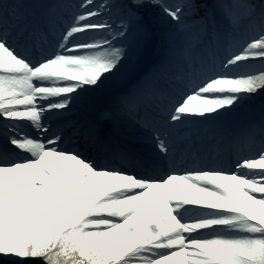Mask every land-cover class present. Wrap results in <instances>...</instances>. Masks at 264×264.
I'll return each mask as SVG.
<instances>
[{
    "label": "snow or ice",
    "instance_id": "snow-or-ice-1",
    "mask_svg": "<svg viewBox=\"0 0 264 264\" xmlns=\"http://www.w3.org/2000/svg\"><path fill=\"white\" fill-rule=\"evenodd\" d=\"M261 93L264 0H0V264H264Z\"/></svg>",
    "mask_w": 264,
    "mask_h": 264
},
{
    "label": "rangeland",
    "instance_id": "rangeland-1",
    "mask_svg": "<svg viewBox=\"0 0 264 264\" xmlns=\"http://www.w3.org/2000/svg\"><path fill=\"white\" fill-rule=\"evenodd\" d=\"M171 2V0H169ZM102 19H106L107 17H101ZM170 25H161L159 26L160 36L156 39L152 40L147 48L143 45L139 47H133L129 50L128 58L124 61V66L121 71L116 74V76L111 77L109 79V91L105 93L103 96L96 98L93 106L85 112L82 109L75 108L72 113L69 114L70 119L72 120H83V119H94L97 116L102 115V113L108 107L110 102V98L113 94H115L117 87H124L129 84L140 72L142 66L149 61L155 62L159 58V53L162 48V43L166 40L167 31ZM248 34V33H247ZM242 36V39L246 38V35ZM252 34V33H250ZM249 34V35H250ZM156 42V44L154 43ZM160 42L159 48L156 50V46ZM261 62L252 61L249 70H257L261 67ZM257 102H255L256 104ZM251 105H245V108H249ZM138 130V129H137ZM140 133V132H139ZM143 147H147L148 145L145 143L141 144Z\"/></svg>",
    "mask_w": 264,
    "mask_h": 264
},
{
    "label": "trees",
    "instance_id": "trees-1",
    "mask_svg": "<svg viewBox=\"0 0 264 264\" xmlns=\"http://www.w3.org/2000/svg\"><path fill=\"white\" fill-rule=\"evenodd\" d=\"M160 24L168 25L169 26L170 25V22L166 18H162ZM262 97H264V93H261L260 96L255 97L254 98V101L255 102H258L259 100H261Z\"/></svg>",
    "mask_w": 264,
    "mask_h": 264
}]
</instances>
